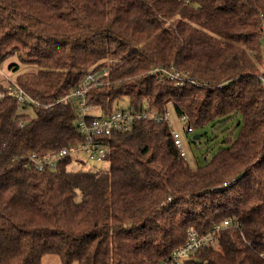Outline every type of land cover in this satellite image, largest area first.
<instances>
[{
	"label": "trees",
	"instance_id": "16d2710c",
	"mask_svg": "<svg viewBox=\"0 0 264 264\" xmlns=\"http://www.w3.org/2000/svg\"><path fill=\"white\" fill-rule=\"evenodd\" d=\"M5 62L52 106L0 100V264H160L188 228L203 235L230 217L239 228L192 264H264V0H0ZM102 67L87 95L97 116L127 98V110L171 108L194 132L240 117L235 138L192 169L167 124L140 120L104 138L107 169L24 168L31 153L82 140L76 109L55 102ZM170 67L194 83L151 74Z\"/></svg>",
	"mask_w": 264,
	"mask_h": 264
},
{
	"label": "built area",
	"instance_id": "2783aa9c",
	"mask_svg": "<svg viewBox=\"0 0 264 264\" xmlns=\"http://www.w3.org/2000/svg\"><path fill=\"white\" fill-rule=\"evenodd\" d=\"M108 63H112V61ZM108 70L107 67H102L89 71L71 93L55 102V104H68L76 109V129L82 137V140L53 153L45 155L31 153L24 159V168L35 169L37 171L54 170L60 162L66 159H70L75 163L84 162V160L77 158L79 154L85 156V162L94 164L103 163L107 154V146L105 145L104 138L113 132H127L132 129L135 122L140 120H150L155 123L167 124L170 128L171 138L175 148L178 150L180 156L186 159L181 135L173 127L168 111L164 114H158L154 111H147L146 109L140 111L123 109L117 110L107 117L97 116L93 113L96 112V109L87 104V95L92 88H98L104 85V78L107 76ZM151 74L155 77L172 80L180 86H184L187 83H194L185 74L175 70L173 67L168 69H154ZM4 96L12 98L20 107L35 106L49 108L52 106L50 104L44 105L38 99L29 96L14 79H10L7 76L5 77L3 90L0 91V100ZM90 117L93 118L90 119ZM178 121L182 124L185 135L194 134V129L185 116L178 117ZM229 227L238 229L239 224L234 218L230 217L225 219L221 226H213L203 235L199 234L193 227L188 228L184 244L173 250L160 264H192V259L195 254L204 246L214 245L217 233L221 229ZM259 244L264 249V237H262ZM259 256L264 259V250L261 251Z\"/></svg>",
	"mask_w": 264,
	"mask_h": 264
},
{
	"label": "rangeland",
	"instance_id": "374dc122",
	"mask_svg": "<svg viewBox=\"0 0 264 264\" xmlns=\"http://www.w3.org/2000/svg\"><path fill=\"white\" fill-rule=\"evenodd\" d=\"M8 63H4L0 66V84L4 85L5 77L14 79L15 74L12 71H7ZM113 109H128L129 100L123 98L113 104ZM95 115L97 112H93ZM168 113L170 114V120L173 127L180 133L181 139L184 145V151L186 153V159L188 164L192 169H195L198 165H203L207 162L220 148L227 144L226 140L228 136L233 139L235 138L240 125V117H236L232 122L228 124V130L225 131L224 128H217L208 126L206 129H199L194 132L193 135H185L182 129V124L178 121V117L172 113L171 108H169ZM235 134V135H234ZM199 135L200 140H195L192 142L193 136ZM232 136V137H231ZM207 152V153H206ZM77 158L84 160L83 164L78 166L75 162H71L69 170H92L99 171L107 169V163L94 164L91 162H85V156L79 154ZM42 264H61L56 256H46L43 258Z\"/></svg>",
	"mask_w": 264,
	"mask_h": 264
},
{
	"label": "water",
	"instance_id": "95a60500",
	"mask_svg": "<svg viewBox=\"0 0 264 264\" xmlns=\"http://www.w3.org/2000/svg\"><path fill=\"white\" fill-rule=\"evenodd\" d=\"M199 137H200L199 135H194L193 140H199Z\"/></svg>",
	"mask_w": 264,
	"mask_h": 264
}]
</instances>
